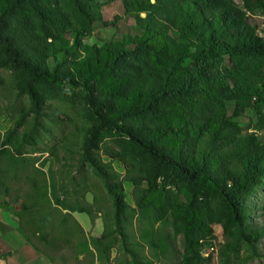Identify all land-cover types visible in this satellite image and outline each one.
I'll use <instances>...</instances> for the list:
<instances>
[{
	"label": "trees",
	"instance_id": "1",
	"mask_svg": "<svg viewBox=\"0 0 264 264\" xmlns=\"http://www.w3.org/2000/svg\"><path fill=\"white\" fill-rule=\"evenodd\" d=\"M118 1L137 32L96 45L82 39L103 18L98 0H0L3 87L28 103L0 131V208L45 248L70 244L92 264H208L212 223L222 228L219 264L258 259L264 36L251 15L264 14V0ZM64 105L74 127L43 149L52 161L39 160L45 122L64 123ZM247 109L256 118L242 127L233 117ZM87 171L107 208H95ZM98 211L103 229L88 237L72 213L93 221Z\"/></svg>",
	"mask_w": 264,
	"mask_h": 264
},
{
	"label": "rangeland",
	"instance_id": "2",
	"mask_svg": "<svg viewBox=\"0 0 264 264\" xmlns=\"http://www.w3.org/2000/svg\"><path fill=\"white\" fill-rule=\"evenodd\" d=\"M102 3V14L103 18L101 21L95 22L92 27L91 33L84 37L82 39L83 43L86 44H96V45H102L108 40L112 39H119L122 36H125L127 34H134L137 32L135 30V27L133 25V19H131L128 15L124 14L122 5L120 1H113V2H106L105 0H98ZM239 1V0H238ZM251 22L256 24L257 29L259 32L264 36V14L261 12H256L255 14L251 15ZM9 79V73L0 70V131L4 132L6 129H8L13 124V116H17V113L19 112V109L21 107H27L28 103L26 99L22 100H16L13 95H9L3 87V83ZM56 104V103H55ZM49 111H53L52 108L49 109ZM63 111L66 114L60 115L61 118L64 120V123L58 125L56 123L52 122H45V128L41 131V142L38 143V148L43 151V149L50 146L53 142H55L61 135L66 133L67 131L71 130L74 127V121L77 118V114L75 113V110L68 106H63ZM256 118L255 112L251 109L245 110L243 113L239 114L236 117H233V119L238 123V125L242 127L250 126ZM28 125V124H26ZM24 125V127H26ZM22 130V127L19 128V131ZM28 149V147H26ZM34 157L40 158L39 160H43L44 158H48L50 161H52L54 158L51 156V154L48 152H36L33 154ZM103 160L108 161V157L103 156ZM113 168L123 174L125 172L126 165L120 163L117 160L112 161ZM48 163L43 166L44 170H47ZM60 167L54 162L53 164V170H58ZM83 174H85L84 171H82ZM81 172H78L77 169H75V166L72 167V174L76 176L77 180L80 179L82 176ZM87 180L85 181L86 186L89 188L95 189V192L98 194V198L96 200L95 208L100 206H106V208L109 206V198L105 192L99 187V181L93 177L91 172L87 171ZM124 189H125V198L127 202L130 205H134V202L132 201V198L130 196V190H131V183L129 181H124ZM26 183H25V185ZM73 184L69 185V189H72ZM15 188H13L14 190ZM5 197L4 194V187L0 185V198ZM86 199L88 202L92 201V196L90 193L86 194ZM12 207L15 210H18L19 202H16L14 200H10ZM103 206V209H105ZM10 211V210H9ZM14 216L15 213L13 210L11 211ZM258 212H260L258 210ZM73 216L78 220L80 225L82 226L85 235L86 236H99L101 234V231L103 229V220L100 212H95V217L92 220L89 219L88 215L83 212H73ZM17 221L18 217L16 216ZM256 222L260 221V218L255 219ZM19 226V224H18ZM212 238H208L203 240V246L201 249V252L203 253V256L209 257L208 264H219V257L221 254V245L223 243V236H222V228L218 223H212ZM20 228V226H19ZM26 238V243L30 245L34 250H36L43 258L44 262L46 264H92L90 263L89 259L90 256L86 257H80L79 259L74 258V252L70 244H60L55 249L45 248L44 245L38 242V240L35 237H32L29 235L27 237V233H25L23 230H21ZM28 238V239H27ZM177 245V243H176ZM178 246V245H177ZM210 246H213V250H209ZM37 248V249H36ZM259 250L261 252V256L258 259H254L247 264H264V236L261 238L259 243ZM112 256H114L115 249H112ZM93 264H99V263H93ZM113 264H116L114 261Z\"/></svg>",
	"mask_w": 264,
	"mask_h": 264
},
{
	"label": "crops",
	"instance_id": "3",
	"mask_svg": "<svg viewBox=\"0 0 264 264\" xmlns=\"http://www.w3.org/2000/svg\"><path fill=\"white\" fill-rule=\"evenodd\" d=\"M25 238L16 216L0 208V264H46Z\"/></svg>",
	"mask_w": 264,
	"mask_h": 264
},
{
	"label": "built area",
	"instance_id": "4",
	"mask_svg": "<svg viewBox=\"0 0 264 264\" xmlns=\"http://www.w3.org/2000/svg\"><path fill=\"white\" fill-rule=\"evenodd\" d=\"M209 248H210L209 250H213V246H210ZM201 253H202V252H201ZM202 254H203V253H202Z\"/></svg>",
	"mask_w": 264,
	"mask_h": 264
}]
</instances>
